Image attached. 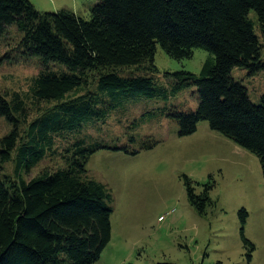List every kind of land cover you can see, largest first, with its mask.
<instances>
[{
	"label": "trees",
	"instance_id": "16d2710c",
	"mask_svg": "<svg viewBox=\"0 0 264 264\" xmlns=\"http://www.w3.org/2000/svg\"><path fill=\"white\" fill-rule=\"evenodd\" d=\"M96 1L91 19L85 20L65 9L39 11L29 0H0V38L14 26L21 58H36L42 67L27 95L38 110L32 120L23 95L0 91V118L11 126L0 138V171L5 163L15 164L14 179L0 172V264H94L100 259L111 240V194L88 176L86 165L95 150L110 147L86 144L79 134L123 100H169L196 87L195 111L167 114L177 122L178 136L194 133L206 121L255 154L264 178V96L254 103L231 74L236 67L249 75L264 69V0ZM252 11L256 22L249 17ZM157 46L178 60L190 58L195 48L213 56L200 73H166L165 85L150 75ZM66 133L79 136L66 149L65 167L25 180L22 174L52 151L54 137ZM129 139L136 141L133 135ZM153 146L148 142L140 149ZM209 176L201 183L183 174L187 200L200 216L216 205L210 197L215 180ZM238 214L251 261L255 246L244 234L248 214L244 208Z\"/></svg>",
	"mask_w": 264,
	"mask_h": 264
},
{
	"label": "rangeland",
	"instance_id": "374dc122",
	"mask_svg": "<svg viewBox=\"0 0 264 264\" xmlns=\"http://www.w3.org/2000/svg\"><path fill=\"white\" fill-rule=\"evenodd\" d=\"M29 1L39 11L65 9L85 20L91 19L97 3L96 0ZM254 15L252 11L249 17L256 22ZM19 39L14 26L0 38V58L10 53L8 59L0 62V91L23 95L32 120L38 110L27 95L32 78L42 67L36 58H21L16 50ZM261 40L264 61L262 33ZM212 56L203 48H195L190 58L178 60L157 46L156 69L150 75L168 85L166 73H200L204 62ZM231 74L246 87L250 99L259 104L264 96V69L249 75L248 70L236 67ZM197 105L196 87L180 91L169 100L134 97L117 103L105 119L84 125L79 135L86 144L110 147L95 150L86 165L88 176L104 184L111 194V240L100 261L94 264H264V178L259 158L212 130L206 121L198 123L194 133L178 136V124L167 114L172 110L195 111ZM24 129L21 125L22 134ZM10 130L11 126L0 118V138ZM79 135L55 136L52 151L23 173V178L29 180L43 171L64 168L65 157L70 155L66 149L71 148ZM130 135L136 137L135 142L130 141ZM148 142L154 146L140 149L141 144ZM121 147L138 152L127 153ZM0 172L14 179V162L5 163ZM183 174L201 183L209 175L215 180L210 197L216 205L205 216L198 215L190 206ZM241 208L248 214L245 237L255 246L251 261L246 257L247 248L240 233Z\"/></svg>",
	"mask_w": 264,
	"mask_h": 264
},
{
	"label": "built area",
	"instance_id": "2783aa9c",
	"mask_svg": "<svg viewBox=\"0 0 264 264\" xmlns=\"http://www.w3.org/2000/svg\"><path fill=\"white\" fill-rule=\"evenodd\" d=\"M163 218H164V216H163V217H160V218H159V221H162V220H163Z\"/></svg>",
	"mask_w": 264,
	"mask_h": 264
},
{
	"label": "crops",
	"instance_id": "0c3cea01",
	"mask_svg": "<svg viewBox=\"0 0 264 264\" xmlns=\"http://www.w3.org/2000/svg\"><path fill=\"white\" fill-rule=\"evenodd\" d=\"M99 261H100V259H99Z\"/></svg>",
	"mask_w": 264,
	"mask_h": 264
}]
</instances>
